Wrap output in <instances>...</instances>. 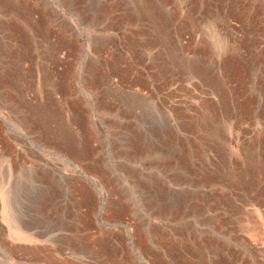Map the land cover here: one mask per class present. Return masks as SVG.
I'll list each match as a JSON object with an SVG mask.
<instances>
[{"label": "rangeland", "instance_id": "obj_1", "mask_svg": "<svg viewBox=\"0 0 264 264\" xmlns=\"http://www.w3.org/2000/svg\"><path fill=\"white\" fill-rule=\"evenodd\" d=\"M64 1L0 3V264H264V18L167 0V22L137 20L122 0L89 21L106 0ZM84 114L99 138L76 157L54 135L82 140Z\"/></svg>", "mask_w": 264, "mask_h": 264}, {"label": "bare ground", "instance_id": "obj_2", "mask_svg": "<svg viewBox=\"0 0 264 264\" xmlns=\"http://www.w3.org/2000/svg\"><path fill=\"white\" fill-rule=\"evenodd\" d=\"M20 1H22V0H0V3H1V6H2V4H3V6L5 7V9L8 11V10H13V11H20L21 9V7L20 6H18L16 3L14 4V2H20ZM81 0H65L64 2H66L67 4H66V6L67 7H69L70 9H72V11L74 12L75 11V13H80L81 11L79 10V8H80V6L78 7V4H79V2H80ZM124 1V0H123ZM167 0H129V2H128V0H127V3H129V4H131V2L133 3V5H135V8H134V10H135V12H136V19L137 20H143V19H148V21H149V19L151 18V16L153 17L154 15H159V17L161 18V17H163L164 18V20L163 21H165V22H167V19H170V17H168V16H170V15H166V13H163V11H162V9H164V8H166V7H164L166 4H165V2H166ZM186 1V0H185ZM256 1V0H255ZM125 2V1H124ZM184 2V1H183ZM250 2V1H249ZM260 2V1H259ZM104 3V2H103ZM102 3V4H103ZM119 3H121L122 4V0H106L105 1V4L102 6V8H101V10H94L93 9V11L94 12H91V14L90 15H88V16H90L91 18L89 19V21L90 20H92V21H94V19H96V18H98L99 16L97 15V14H99L100 16H104V14H105V16H108L109 14H111V12H112V10H113V8L115 7V5L116 6H118V4ZM177 4V3H176ZM183 4H185V3H183ZM260 4H261V2H260ZM42 5V4H41ZM45 5V8H44V10L45 11H47V12H49V15L52 13V10H53V7H52V5L49 3L48 5H46V4H44ZM44 5H42L41 7H43ZM172 5H174V4H172ZM262 8L264 7V2H262ZM22 6V5H21ZM100 6V5H99ZM125 6V5H124ZM176 6V5H175ZM184 6V5H183ZM23 7V6H22ZM38 7V6H37ZM122 7V6H121ZM261 7V6H260ZM24 8V7H23ZM82 8V7H81ZM87 8V7H86ZM104 8V9H103ZM174 8V7H173ZM221 8V7H220ZM39 9V8H38ZM42 9V8H41ZM41 9H39L38 11H40L41 12ZM85 8L83 7V10H84ZM90 9H91V7H90ZM131 10H132V8H130ZM179 9V8H178ZM248 9V8H247ZM5 10V11H6ZM23 10V9H22ZM82 10V9H81ZM123 10V9H122ZM173 10V9H172ZM6 11V12H7ZM12 11V12H13ZM24 11V10H23ZM71 11V10H70ZM88 11V10H87ZM91 11V10H90ZM89 11V12H90ZM98 11H100V13H98ZM133 11V10H132ZM176 11V10H175ZM177 12V11H176ZM185 12V11H184ZM1 13H3V12H1ZM20 13V12H19ZM24 13V12H23ZM44 12H42V14H43ZM89 14V13H88ZM17 15H19L18 13H17ZM24 15V14H23ZM80 15V14H79ZM45 16H46V18L45 19H47V20H49V17L47 18V15L45 14ZM81 16H83V15H81ZM19 18H21V16L19 15ZM155 18V17H154ZM43 19V18H42ZM41 19V20H42ZM156 19V18H155ZM260 19V18H259ZM158 20V19H157ZM162 20V19H161ZM44 21H46V20H44ZM43 21V22H44ZM8 22V21H7ZM15 22V21H14ZM170 22V21H169ZM172 22V21H171ZM254 22V21H253ZM16 23V22H15ZM71 23V22H70ZM143 23V22H142ZM240 23V22H239ZM47 24V23H46ZM3 25V24H2ZM1 25V26H2ZM69 26V25H68ZM93 26V25H92ZM181 26V25H180ZM71 27V26H70ZM190 27V26H189ZM72 28V27H71ZM181 28V27H180ZM263 28V27H262ZM67 29V28H66ZM17 30H18V28H17ZM10 31V30H9ZM15 31V30H14ZM39 31V30H38ZM219 31V30H218ZM61 32V31H60ZM22 33H23V30H22ZM217 34V33H216ZM29 35V34H28ZM140 35V34H139ZM6 36V35H5ZM43 36V35H42ZM168 37V36H167ZM166 37V38H167ZM8 38V37H7ZM23 38H24V35H23ZM44 39V38H43ZM169 39V38H168ZM21 40V39H20ZM72 40V39H71ZM165 40V39H164ZM170 40V39H169ZM204 40V39H203ZM216 40V39H215ZM64 41V40H63ZM166 41V40H165ZM222 41V40H221ZM231 41V40H230ZM73 42V41H72ZM163 42V41H162ZM169 42V41H168ZM167 42V43H168ZM219 42H220V40H219ZM149 43V42H148ZM148 43H146V41L144 42V44H142L143 46H142V53H144V55H147L149 58H150V53H149V46H148ZM166 43V42H165ZM232 43V42H231ZM150 44V43H149ZM40 45V44H39ZM141 45V44H140ZM231 46H233V45H231ZM174 47V46H173ZM204 47V46H203ZM222 47V46H221ZM243 48V47H242ZM141 49V48H140ZM174 49V48H173ZM178 49V48H177ZM233 49V48H232ZM56 50V49H55ZM233 50H236V49H233ZM3 50L1 51L0 50V57H3L2 55H4L3 53ZM42 52V51H41ZM179 52V51H178ZM234 52V51H233ZM232 52V53H233ZM8 53V52H7ZM46 53V52H45ZM201 54V53H200ZM26 55V54H25ZM44 55V54H43ZM46 55V54H45ZM186 55V54H185ZM233 55H235V54H233ZM28 56V55H27ZM143 56V55H142ZM198 56V55H197ZM237 56V55H236ZM245 56V55H244ZM144 57V56H143ZM239 58H241L240 56H238ZM237 57V58H238ZM44 58V57H43ZM2 58H0V60H1ZM18 59V58H17ZM187 59V58H186ZM235 59V58H234ZM244 59V58H243ZM52 60V59H51ZM236 60V59H235ZM18 61V60H17ZM140 61V60H139ZM151 61H152V59H151ZM239 61V60H238ZM241 61V60H240ZM6 62V61H5ZM244 62V61H243ZM242 62V63H243ZM256 62V61H255ZM236 63V62H235ZM11 64V63H10ZM196 64V63H195ZM195 64H193V65H195ZM238 64V63H237ZM17 65V64H16ZM180 65H182V63L180 64ZM184 65V64H183ZM191 65V64H190ZM193 65L191 66L192 68H186V65H184L183 67H185V69H186V71L184 70V72H187V69H188V72L189 73H193V77H194V75L196 74H198L197 76H199V75H202L203 76V72H202V68L200 67V65L198 64V66L197 65H195V67H193ZM203 65V64H202ZM1 66V65H0ZM205 66V65H204ZM235 66V65H234ZM245 66V65H244ZM243 66V67H244ZM246 66H247V64H246ZM50 67V66H49ZM175 67V66H174ZM178 67V66H177ZM203 67V66H202ZM216 67V66H215ZM221 67V66H220ZM240 67H242L241 65H240ZM239 67V68H240ZM0 68H2V67H0ZM182 68V67H181ZM245 68V67H244ZM7 69V68H6ZM205 70V69H204ZM244 70V69H243ZM194 72H196L195 74H194ZM202 72V73H201ZM19 73V72H18ZM188 73V74H189ZM208 73V72H207ZM207 73H205V74H207ZM26 74V73H25ZM210 74V73H209ZM233 74V73H232ZM216 75V74H215ZM222 75H224V74H222ZM226 75V74H225ZM140 76V75H139ZM196 76V77H197ZM208 76V75H207ZM227 76V75H226ZM6 77V71H4V67H3V70L2 69H0V82L2 81V79H3V81L4 82H6L5 81V78ZM157 77V76H156ZM195 77V78H196ZM199 77H201V76H199ZM199 77H197V78H199ZM205 77V76H204ZM224 77V76H223ZM21 78V77H20ZM209 78L210 77H208V79H206V77L204 78L205 79V81L207 80V83H209L208 81H210V82H212V81H214V83H215V85L219 88L220 87V85H221V81H217L216 79H214V78H212L211 77V79L209 80ZM200 79V78H199ZM224 80H225V78H224ZM17 81V80H16ZM200 81V80H199ZM204 80H203V82L202 83H204L205 82ZM26 82V81H25ZM36 83V82H35ZM56 83V82H55ZM50 84V83H49ZM205 84V83H204ZM102 85V84H101ZM214 85V86H215ZM219 85V86H218ZM222 85H224L223 83H222ZM221 85V86H222ZM55 86V85H54ZM211 87V86H213V84L212 85H210V84H208V87ZM213 87V89L214 88H217V87ZM88 87V86H87ZM225 86H223V88H224ZM222 88V87H221ZM225 89V88H224ZM224 91V90H223ZM237 91V90H236ZM50 93V92H49ZM229 93V91H227V94ZM11 94V93H10ZM139 94V93H138ZM226 94V93H225ZM224 94V95H225ZM233 94V93H232ZM50 96H52V95H50ZM195 96V95H194ZM222 96V95H221ZM228 96V95H227ZM226 95L225 96H223V97H227ZM51 98V97H50ZM49 99V98H48ZM126 99V98H125ZM146 99V98H145ZM5 100V99H4ZM223 101V100H222ZM228 101H229V99H228ZM227 101V102H228ZM250 101V100H249ZM50 102V101H49ZM48 103V102H47ZM220 103H222V102H220ZM229 103V102H228ZM54 104V103H53ZM105 104V103H104ZM52 106V105H51ZM53 106H55V105H53ZM52 106V107H53ZM79 106V105H78ZM109 106V105H108ZM61 107V110H63L62 109V106H60ZM103 107V106H102ZM107 107V106H106ZM114 107V106H113ZM222 109L224 110H226V108H227V106H226V103H225V105H222ZM55 109V108H54ZM237 109V108H236ZM58 111V110H57ZM84 111V110H83ZM111 111V110H110ZM123 111V110H122ZM43 112V111H42ZM52 112H53V110H52ZM59 112V111H58ZM84 113H86V112H84ZM226 113V112H225ZM40 114H41V112H40ZM39 114V115H40ZM120 115V114H119ZM190 115V114H189ZM55 116V115H54ZM63 116V115H62ZM61 116V117H62ZM223 116V115H222ZM225 116V115H224ZM50 117V116H49ZM26 118V117H25ZM35 118V117H34ZM55 118H57V117H55ZM101 118V117H100ZM31 119V118H30ZM39 119V118H38ZM36 120V122H37V124H43V123H45L44 122V120H42V121H40V119H42L41 117H40V119L39 120ZM49 119V118H48ZM51 119V118H50ZM53 119V118H52ZM60 119V118H59ZM64 119V118H63ZM72 119V118H71ZM218 119H220V117H218ZM225 120H219V121H217V123H214L216 126H217V128L219 129V131L221 130V129H223V130H225L224 132H226V134H227V132H228V135H227V137H225V135H224V137L223 136H221V138H219L218 137V140H219V142H220V144H222V146H223V144H226V143H228V145H231V144H229V143H231L230 142V136H232L233 134H234V131L236 130L235 129V124H233V121L231 120V119H227V117L226 118H224ZM234 119V118H233ZM55 120V119H54ZM65 120V119H64ZM80 120V119H79ZM78 120V121H79ZM217 120V119H216ZM35 121V120H34ZM72 121V120H71ZM236 121V120H235ZM47 122V121H46ZM80 122L83 124V139L81 140L80 139V137H81V135H80V137H79V139L80 140H77L76 139V135L77 134H74V131L73 132H69V131H66V130H64V129H61V131H60V129L58 130V133L57 134H55L54 136H55V138L56 139H59V141L60 142H57V144H58V146H60L61 148H62V150L63 151H65L66 153H68V154H70V155H72V156H76V157H87L88 155H91L95 150L92 148V145H91V142L93 141V140H98V138H99V133L94 129V128H92V126L90 125V123L86 120V115L84 114V117H83V119H81L80 120ZM240 122V121H239ZM97 123V122H96ZM195 123V122H194ZM250 123V122H249ZM47 124V123H46ZM189 124V123H188ZM239 124V123H238ZM190 125V124H189ZM188 125V126H189ZM35 126V125H34ZM67 126V125H66ZM97 126V125H96ZM215 126V127H216ZM62 127H64V126H62ZM69 127V126H68ZM200 127V126H199ZM214 128V127H213ZM236 128H237V126H236ZM218 129H216L217 131H218ZM213 130V129H212ZM227 130V131H226ZM49 131V130H48ZM51 131V130H50ZM57 131V130H56ZM60 131V132H59ZM70 131H71V129H70ZM217 131H215V133L217 132ZM238 131V130H237ZM101 132V131H100ZM120 132V131H119ZM223 132V131H222ZM47 133H49V132H47ZM52 133V132H51ZM78 133V132H77ZM80 133V132H79ZM102 133V132H101ZM174 133V132H173ZM214 133V134H215ZM237 133V132H236ZM171 134V133H170ZM213 133H212V136L214 135ZM48 135V134H47ZM202 135V134H201ZM49 136V135H48ZM167 136H168V133H167ZM217 136H219V134L217 135ZM234 136H235V134H234ZM198 137V136H197ZM215 137H216V135H215ZM214 137V138H215ZM36 138V137H35ZM53 138V137H52ZM52 138H50V139H52ZM103 138V137H102ZM137 138V137H136ZM181 138V137H180ZM233 139H235L234 137H232ZM231 138V139H232ZM217 139V138H216ZM215 139V140H216ZM260 140V139H259ZM52 141V140H51ZM56 141V140H55ZM231 141H234V140H231ZM97 142V141H96ZM135 142V141H134ZM218 142H216V145L218 146L219 144H217ZM55 144V143H54ZM56 144V145H57ZM133 145V144H132ZM138 145V144H137ZM140 145V144H139ZM144 146V145H143ZM220 146V145H219ZM136 147V146H135ZM5 148V147H4ZM221 149V148H220ZM28 150V149H27ZM220 151V150H219ZM188 152V151H187ZM232 152V151H231ZM12 153V152H11ZM187 154V153H186ZM194 154V153H193ZM221 154V153H220ZM2 156V155H1ZM134 156V155H133ZM89 157V156H88ZM133 158V157H132ZM98 159V158H97ZM0 160H2V159H0ZM43 161V160H42ZM178 161V160H177ZM212 161V160H211ZM196 164V163H195ZM210 164V163H209ZM194 165V164H193ZM204 165V164H203ZM213 165V164H212ZM211 165V166H212ZM215 165V164H214ZM162 166V165H161ZM169 166H170V169L172 170V167L173 166H171V164H169ZM168 166V167H169ZM178 166V165H177ZM200 166V165H199ZM228 166V165H227ZM92 167V166H91ZM213 167V166H212ZM5 168V167H4ZM3 168V169H4ZM85 169H87V168H85ZM192 169V168H191ZM102 171V170H101ZM175 171V170H174ZM196 171V170H195ZM162 172V171H161ZM186 172V171H185ZM196 172H198V171H196ZM211 172V171H210ZM215 172V171H214ZM217 172V171H216ZM189 173V172H188ZM191 173V172H190ZM187 174V173H186ZM199 174V173H198ZM207 174V173H206ZM213 174H215V173H213ZM212 175V174H211ZM206 177H208V176H206ZM209 178V177H208ZM222 179V178H221ZM76 180V179H75ZM102 180V179H101ZM107 180V179H106ZM105 180V181H106ZM223 180V179H222ZM69 181V180H68ZM156 181V180H155ZM199 181V180H198ZM107 182V181H106ZM159 182V181H158ZM73 183V182H72ZM184 183L185 184H187V183H189V181H188V178H186V180L184 181ZM156 184V183H155ZM78 185V184H77ZM108 185V184H107ZM84 188V187H83ZM2 189V188H1ZM114 190V189H113ZM158 191V190H157ZM2 197H3V199H4V195L2 194ZM146 198V197H145ZM197 198V197H196ZM211 198V197H210ZM195 199V198H194ZM50 200V199H49ZM198 200V199H197ZM160 201V200H159ZM163 202V201H162ZM251 202V201H250ZM151 205L152 206H150L151 208H148L149 210H151V211H153V214H159V216H161L160 215V213H163V212H165L166 210H168V208H167V204L164 206V205H159V203L157 202V199L156 198H151ZM257 203V202H256ZM87 204V203H86ZM195 205V204H194ZM190 206V205H189ZM171 207V206H170ZM180 207V206H179ZM193 208V207H192ZM198 208H200V207H198ZM205 208V207H204ZM201 209H203V208H201ZM130 210V209H129ZM198 210V209H197ZM130 213V212H129ZM133 213H134V211H133ZM142 216V215H141ZM144 225V224H143ZM8 227H10L11 228V225H8ZM12 229V228H11ZM10 230V229H9ZM255 230V228H253L252 229V231H254ZM259 230V229H258ZM19 231H21V229L19 230ZM141 231V230H140ZM21 233V232H20ZM141 233V232H140ZM180 233V232H179ZM255 234V233H254ZM36 235H39V234H36ZM29 233H27V232H25L24 231V241H27V239H29ZM40 236V235H39ZM152 236V235H151ZM255 236V235H254ZM42 237V236H41ZM38 238V237H37ZM86 238V237H85ZM94 238V237H93ZM158 238L160 239V240H164V239H166V235H165V233L164 232H160V234H159V236H158ZM187 238V237H186ZM194 241V240H193ZM145 242V241H144ZM155 242V241H154ZM186 242V241H185ZM123 243V242H122ZM159 243V242H158ZM194 243V242H193ZM5 244V243H4ZM97 244V243H96ZM144 244V243H143ZM185 244V243H184ZM122 245V244H121ZM190 244H186L185 246H189ZM198 245V244H197ZM196 245V246H197ZM142 246V245H141ZM145 247V246H144ZM190 247V246H189ZM220 247V246H219ZM168 248H170V247H168ZM144 249V248H143ZM146 249V248H145ZM196 249V248H195ZM109 250V249H108ZM111 250V249H110ZM170 250H173V249H171L170 248ZM189 249H186V251H188ZM151 251V250H150ZM149 251V252H150ZM190 251V250H189ZM112 251H110V253H111ZM115 252V251H114ZM172 252H174V251H172ZM180 252V251H179ZM192 252V251H191ZM109 253V254H110ZM175 253H177V252H175ZM114 253H112L111 255H113ZM182 254V253H181ZM197 254V253H196ZM195 254V255H196ZM213 254V253H212ZM116 256V255H115ZM118 256V255H117ZM156 256V255H155ZM111 257V256H110ZM113 257V256H112ZM126 257V256H125ZM124 257V258H125ZM183 257V256H182ZM117 258V257H116ZM180 258V257H179ZM113 259V258H112ZM182 259V258H181ZM120 260H121V258H120ZM185 260H186V258H185ZM182 261H184V260H182ZM182 261H180V263L182 262ZM227 262V261H226ZM181 264H183V263H181ZM186 264H187V262H186Z\"/></svg>", "mask_w": 264, "mask_h": 264}, {"label": "crops", "instance_id": "obj_3", "mask_svg": "<svg viewBox=\"0 0 264 264\" xmlns=\"http://www.w3.org/2000/svg\"><path fill=\"white\" fill-rule=\"evenodd\" d=\"M203 1L212 3V6L209 7V9L212 10L213 12L212 17L221 18L222 20H225L226 18H232L233 16L239 18H249L250 20H252V22L253 20H262L264 18V7L262 8L261 5L262 2H264V0H256V1L255 0H203ZM259 1L261 2V4ZM251 33H253V28L251 29Z\"/></svg>", "mask_w": 264, "mask_h": 264}]
</instances>
